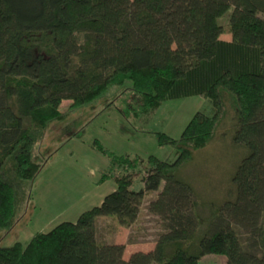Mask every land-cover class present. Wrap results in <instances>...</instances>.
I'll return each mask as SVG.
<instances>
[{
    "label": "trees",
    "instance_id": "obj_1",
    "mask_svg": "<svg viewBox=\"0 0 264 264\" xmlns=\"http://www.w3.org/2000/svg\"><path fill=\"white\" fill-rule=\"evenodd\" d=\"M110 88L114 98L131 92L134 114L193 95L212 112H196L178 139L156 132L159 145L175 149L172 162L115 155L95 141L109 159L100 178L115 189L74 221L0 245V264H198L208 254L264 264V0H0V231L20 218L14 185L52 157V127ZM228 109L231 141L246 155L231 198L201 204L176 171L210 144ZM151 191L147 209L163 231L152 250L124 259V244L98 241L97 219L131 226Z\"/></svg>",
    "mask_w": 264,
    "mask_h": 264
},
{
    "label": "rangeland",
    "instance_id": "obj_2",
    "mask_svg": "<svg viewBox=\"0 0 264 264\" xmlns=\"http://www.w3.org/2000/svg\"><path fill=\"white\" fill-rule=\"evenodd\" d=\"M229 13L218 18L219 23L224 22ZM220 38L229 40L231 36L223 33ZM117 90L110 88L92 102L71 110L62 122L52 127L47 135H56L52 157L33 180L14 185L15 212L20 218L10 230L0 231L1 246L17 241L25 244L37 232H46L62 221H74L81 212L97 205L101 195L110 192L108 185L114 181L100 178L109 159L97 149L95 141L115 155L143 159L153 155L172 162L177 157L175 149L159 145L156 132L178 139L196 112H212L208 99L193 95L166 100L148 114H134L137 103L131 92L124 91L114 98ZM68 103L63 102L61 110L64 111ZM235 123L236 113L228 109L210 144L195 151L193 159L176 171L178 178L192 185L201 204L222 202L226 196L231 198V177L246 155L245 147L231 141ZM144 165L148 166L146 162ZM140 169L133 189L141 186L139 178L145 169ZM152 192L155 193H146L138 218L129 227L118 226L111 217H99L96 222L98 241L118 242L129 247L128 250H147L152 246L163 231L161 219L147 209L153 199ZM198 264L227 262L223 255L208 254L201 257Z\"/></svg>",
    "mask_w": 264,
    "mask_h": 264
},
{
    "label": "crops",
    "instance_id": "obj_3",
    "mask_svg": "<svg viewBox=\"0 0 264 264\" xmlns=\"http://www.w3.org/2000/svg\"><path fill=\"white\" fill-rule=\"evenodd\" d=\"M142 185V184H141ZM115 183H110L109 185H108V190L111 192V191H113L114 189H115ZM141 187V186H140ZM155 193H153L152 192V194H154L153 195V197L156 195V191H154ZM145 196H146V194L144 195V198H145ZM103 197L104 196H100L99 197V202H98V204L97 205H99L100 204V202L102 201V199H103ZM114 243H118V242H114ZM154 243L155 242H153V244H152V246H150L147 250H141V249H134V250H128V248L129 247H125V249H124V252H123V258L124 259H128L129 258V256L133 253V252H136V251H150V250H152L153 249V247H154Z\"/></svg>",
    "mask_w": 264,
    "mask_h": 264
}]
</instances>
